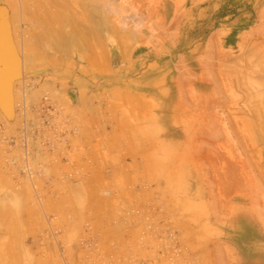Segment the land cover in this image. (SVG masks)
Instances as JSON below:
<instances>
[{"label":"rangeland","instance_id":"1","mask_svg":"<svg viewBox=\"0 0 264 264\" xmlns=\"http://www.w3.org/2000/svg\"><path fill=\"white\" fill-rule=\"evenodd\" d=\"M92 3L98 6L95 15L92 12V18L96 21L95 23L92 19L95 23L93 26L98 25L97 22L100 21L98 27L103 29L101 26L104 25L101 24L100 18L102 15H106L113 26L118 27L121 32L115 34L106 31L103 37L97 38L100 36L101 32H99V36L95 34L97 37L91 40L94 42L92 46L90 39L94 36L91 37V34L89 35L91 38L88 36L89 40L86 39L88 42L90 41V44H86V42L84 46L83 43H78L82 42L83 38H87L84 35L88 34H82V40L77 37L80 40L77 43L84 47L80 48L81 45H72L73 42H70L72 44L67 47L71 50L66 51L68 55L66 56L64 52L61 53L65 57L60 55V50H57L60 45H57L58 47L55 45L57 48H52L51 44H56L55 42L49 41L50 47L46 41L42 40H46L43 34L40 35L45 27L35 26V24L38 25V22L35 21L37 18H33L34 16L30 15L29 11L33 9L45 11V7L40 5L39 1L15 0V9L10 6L8 0H0V41L5 43L11 51L9 56L0 57V65L4 66L5 62L10 63L12 60H17V66L14 64L15 68L12 66L9 71L7 70L10 79L4 81L5 84L0 82V179L2 181V178L3 180L6 178L7 180L3 185V182L0 183V208L4 207L3 200H8L7 197H10L11 194L9 192L13 190H17V192H12V194L17 195H14L13 199H9L10 201L8 200L11 204V207L6 205L10 208L9 210L7 207L8 212L13 211L11 208L16 204L18 205L16 207L20 208L18 210L15 207L17 211L14 208V212L17 213L15 216L11 212L16 218L8 219L10 213H8L9 216L5 215V212L4 215H1L3 220L0 218V223H4L8 219V224H0V227L3 225V228H0L1 234L8 233L11 222L15 228H18L16 233L14 226H11V229H15L14 231L10 230L12 233L0 234V264H10L11 261L16 264V259L19 260V264H36L39 261L42 264H56V261L58 264L73 262L75 264H115L118 261H120L119 264H131L128 263L129 257L132 264H264V62L262 63L264 60V0H92ZM101 5L104 7H99ZM99 8H103V10ZM81 10L82 8L77 5L72 10L76 11L77 19L82 18L77 14ZM82 11L84 16L85 12ZM112 11L115 12L112 14ZM79 14L81 15V13ZM83 20L84 29H81L85 30L88 21H85L84 17ZM97 32L98 30L95 33ZM32 38L40 44L39 46L43 47L41 48L44 52L41 51V57H35L24 68L27 72L35 70L38 72L27 77L24 89L27 90L25 95L28 97V108L24 105V109L20 111L19 107L17 108L13 104L15 94L17 95L16 84L24 71L21 67L20 46L17 43L19 40L23 39L24 43L25 39ZM87 45L92 53L90 51H88L89 54L83 52L89 50L88 48L85 50ZM93 54L94 56H92ZM89 55H91L92 63L91 60L89 61ZM119 91L124 93L120 94ZM112 92H118L115 94L121 96L114 97ZM126 92L128 95L129 93L133 94L132 97L134 99L136 97L139 102H136V99L135 101L130 99L128 102L121 100L120 98H123L122 95L124 96ZM59 93H62L65 99ZM81 95L86 97V101L91 107L96 108H94V112L89 108H87L88 110L83 109V112L81 110L82 125L86 123L88 116L89 120L91 119L88 120L90 124L87 122L89 127L85 125L89 129V133L92 132L89 134L91 138L84 137L78 131V126L82 125L78 123L76 125L75 118L71 115L75 114L74 116L77 117L78 111H74V113L68 109L83 107L79 99ZM57 96H61L63 100L60 97L59 101H56ZM60 103H64L65 107L67 105L68 114L65 111L67 109H64ZM27 111L30 118L27 119L31 123L27 126L31 136L28 143L31 142L30 140L33 141L29 144L27 156H24L26 150L24 151L21 145L26 142L22 141L23 135L19 133L20 128L24 127L21 126L23 120L20 121V114L21 112L28 114ZM90 111L92 114L89 113ZM88 113L92 115L93 119ZM85 114L86 117L83 116ZM57 120L60 123L64 120L65 123H61L63 131L58 128L60 123ZM66 120L71 122V125H68L69 122ZM72 122H74V126ZM140 126L144 128L141 129ZM118 130H121L119 135L114 133ZM71 131L72 133H70ZM73 131L76 132L73 133ZM137 131H141L142 134ZM130 132H133L134 136L136 133L137 137H135L138 138L135 139L136 141L132 142L133 138L130 137L132 135ZM59 134L64 138V141ZM116 134L119 138L117 137L118 141L115 142L116 139L112 138ZM57 135L59 136L56 138ZM83 137L90 140L83 139L85 140L83 141L81 139ZM76 138H80L78 142H83L81 143L83 145L71 140H76ZM131 142L133 145L137 144L136 148L145 145L147 147H143L144 149L147 148L148 151H151L157 148L156 151L160 153L156 152L157 155L152 159L148 152L147 155L150 158L147 157L145 160L151 159L152 162L150 161V165L143 168L141 164H143L144 157L139 154L143 148H138L133 154V149L136 148ZM36 145L37 147L40 145V149L39 147L36 149ZM53 146L58 150L53 149ZM83 146L84 148H82ZM72 147L78 151V154L80 148L84 149L81 150L83 154L80 151L82 155L76 154L75 157ZM169 147L172 148L170 152L173 156L171 158L167 156ZM38 150H41L39 162L37 160ZM54 150L57 151V155L54 154ZM128 150L132 154L126 156L125 153L129 154ZM29 151L33 160L38 162L36 165L34 164V171H37L36 182L43 181L45 178L43 181L45 186L39 183L40 186L37 184L34 187L36 183L26 184L21 180L26 173L20 164L26 161ZM46 153H48L47 156H45ZM87 153H91V155L89 154L90 158ZM121 154L124 157H121ZM141 155L142 157H140ZM52 158L56 164L51 161ZM3 161L6 162V165L3 164ZM59 161L62 162L61 165H59ZM67 165L73 166L68 168ZM84 165L88 166L87 170ZM64 166H67L69 171H66L68 169L66 167L64 169ZM80 166L81 168L78 169ZM47 167L50 170H47ZM171 168L173 174L168 175L167 172ZM78 171L82 178L86 176L84 180L79 178ZM117 171L123 173H121L123 176L121 174L119 176L122 177L121 179L114 175ZM49 173L51 174L49 175ZM53 173L56 174H54L56 177ZM83 174L86 175L83 176ZM95 174L97 175L95 176ZM77 175L79 185L78 180L75 179ZM89 175L91 176L88 177ZM113 175L117 176L116 178L120 181L116 182ZM47 176L48 178H46ZM93 176L99 178L96 179L97 183L101 179V184L106 186L95 187L97 183ZM165 176L168 177L165 178ZM49 178H54V180ZM55 178L57 182L61 180L60 184L67 183L68 185L59 186V182L55 185H53L54 183L47 184L50 181L56 183ZM91 178L94 180H92L93 182L90 181ZM9 181L10 185H8ZM114 181L117 184H114ZM46 185L47 190H45ZM48 185H50V191H48ZM84 185L90 189L86 196L94 198L92 200L89 198L91 201H86L88 205L92 206L91 208L84 207L87 211L80 206L83 219L80 209H77L78 213L75 211L77 214L73 211L79 206H72L71 200L64 199V201L65 196L63 195L66 192L70 194L72 189L71 194H75L79 187L85 188ZM90 185L98 191L100 190V195H97L94 187L92 190ZM34 188L39 191L35 192ZM55 188L57 190L53 192ZM98 188L105 189L102 191ZM26 189H29V193L27 190L24 194ZM97 190L96 192H98ZM19 191H23L21 195ZM92 191L95 196L91 193ZM30 192L35 195H30ZM26 195L30 199H32L31 196H34V203L31 200L29 202ZM55 196L63 198H59V200ZM101 197L111 200V202L103 204L100 201ZM128 199H131L132 202L134 199L137 201L134 200L135 203L133 202L131 207H128L130 210L126 211L123 201L126 202ZM25 202H27L28 208L34 204L32 213H36V216L41 214L40 220H44L37 221L39 217L32 214L30 221L21 222L27 217V215L25 217L21 215L25 214ZM41 202L47 209L42 207ZM93 202L101 208L95 205L96 209L98 208L96 214L88 216L89 213H92ZM63 203L68 205L64 206ZM53 204L56 206L58 204L57 207H61L60 210L65 215L73 212L68 216L70 220L68 219V221L67 216L64 215L66 218L64 217V221L60 223L63 212L59 210L61 215L55 213L59 211L57 208L53 209L56 207H53ZM49 205L53 207L52 211L51 208L49 209ZM35 206L41 207V209L45 208L46 213L36 209ZM67 206L71 207L67 208ZM47 210L54 214L47 213ZM93 210L95 212V208ZM20 211L21 213H19ZM103 211L105 212L103 213ZM106 211H110L114 215L113 221L107 220ZM130 211L131 217L126 219V213L128 214ZM44 214L47 215L43 216ZM56 214L60 215H58L59 221ZM50 216L54 218L52 217V219ZM71 216L75 220L72 221ZM19 217H23L20 219L21 223L18 222ZM13 219L17 220L13 221ZM65 219L68 222L72 221L70 224L75 223L74 225L79 227L69 223L70 226H67ZM10 220L12 221L9 222ZM26 221L30 224L25 223ZM101 221L104 224H100ZM107 221L108 224L110 222L111 227L109 228L108 224H105ZM140 222L144 225L146 223V227L149 228L147 230L151 232L147 231V235H145L146 232H140L141 230H138ZM24 223L27 228L20 227ZM31 223L34 226H31ZM112 223L118 224L114 225L116 228L120 227L118 233L114 231V235L117 233V237H111L113 232L108 231L113 228ZM42 224L48 225V228ZM55 226L59 227L55 228ZM35 227H37L36 230ZM101 227L106 230L103 233L109 232L111 235L101 234L100 230H103L99 229ZM136 228L141 235L137 233L138 237L135 238L137 234H134L130 238L137 239L134 246L139 244L137 241L141 238L140 247L131 245L130 242L134 243L135 239L128 238V235L132 231L135 232ZM65 229H70L66 231L67 233L68 231L78 232L77 234L75 232L74 236L69 232L72 236L66 234V238L68 236L69 239L74 238L66 240V238H62L65 236ZM125 230L128 232L126 233ZM103 235H105L104 238L110 235L112 240L109 241V238H106L107 241L103 240ZM124 236H128L127 238L131 241ZM17 237H20L21 240L17 241ZM118 237L126 240H120ZM147 237H150V240ZM9 238L12 245H10ZM96 239L103 245H101L102 243L98 245L99 242H96ZM146 239L148 240L146 243L150 247L143 243L145 242L143 240ZM115 240L118 244L121 241L123 245L126 242L124 247L119 245L120 253ZM75 241L78 243L77 245ZM150 241L156 242L155 244L153 242L152 245L149 244ZM3 242L10 243L7 245ZM110 242H113V245ZM158 242L159 244H157ZM55 245L58 247L56 248ZM64 245L68 248H65ZM68 245H72V249ZM115 245H117L116 248ZM153 246L157 248H153ZM76 248L83 250L80 252L82 256H79V250ZM114 248L118 253L115 250L113 253L111 252V249ZM134 248L151 250V254H155L156 257L153 255L149 259L148 255L151 254H148L150 252L147 253L144 249L147 253L145 255L142 250L145 259L144 256H140V250L131 251V249L135 250ZM8 249H15L12 250L13 252L10 251L11 253L16 252L13 254L15 259L10 255ZM68 252L71 253L70 256ZM109 252L113 255L114 253L120 255L119 257L114 255L115 258L117 257L116 260ZM121 254H127V256L123 257ZM95 255L101 257L97 258ZM110 257L111 259L108 260ZM94 258L99 260L102 258V261ZM35 259H39V261L36 262ZM42 259L44 263L41 262ZM122 259L127 261H122Z\"/></svg>","mask_w":264,"mask_h":264},{"label":"bare ground","instance_id":"2","mask_svg":"<svg viewBox=\"0 0 264 264\" xmlns=\"http://www.w3.org/2000/svg\"><path fill=\"white\" fill-rule=\"evenodd\" d=\"M8 1H9L10 6L16 9V4H14V3H15V0H8ZM21 1L23 2V1H25V0H21ZM27 1H28V0H27ZM37 1L40 2V5H42L43 7H45V11H41L40 9H33L32 11H29V12H30V15L34 16L33 18L36 17V18L38 19V20L35 19V21L38 22V25H36L35 23H33V24H35V26H42L43 28L45 27L46 30L43 29V31L40 32V35L42 36V34H43V35H44V38H46V40H45V39H42V40L46 41V43H47L49 46H50V44H51L49 41L55 42L56 44H51V46L53 45L52 48H55L57 45H58V46L60 45L61 48H60V46H59V48H57L58 46L56 47L58 51L60 50V51H59L60 55H62L61 53H63V52H64V54H66V56L68 55V54H67L68 52H66V51H70V50H71V49L69 50V48H68V47H70L69 44H72V43H70V42H73L72 45H76V44H77V45H81V44H78V43H83V45H84V43L87 42L86 44H88L91 40H94V38L97 37V35L99 36V34H98L99 32H101V33H100V36L97 37V38L103 37V36L105 35L106 31H107V33H108V32H113V33H115V34L121 32V31L118 29V27L115 28V26H113V24L110 22V20H108V18H107L106 15H102L101 18L99 17V18L102 20V21H101V22H102L101 24L104 25V26H101V27H103V29L98 27L100 21L97 22L98 25L93 26V25L96 23V21L92 18V12H94V15H95V11H97V9H98L97 7H98V6H97L96 4H94V3H92V0H37ZM105 4H106V3H105ZM75 5H77V6H79L80 8H82V10H84V12H85V15H84V16L82 15V14H83V13H82V12H83L82 10H81L82 12H81V11L79 12V13H81V15H80L79 13H77L79 16H82L81 19L78 18L79 21H78V19L75 17V15H76V11H75V12L72 11V10H74V6H75ZM102 5H103V4H102ZM102 5L99 6V7H104V6H102ZM23 6H24V5H23ZM99 9H101V8H99ZM26 10H28L27 7H26ZM48 10H49V11H48ZM101 10H103V8H102ZM101 10H100V11H101ZM100 11H99V12H100ZM48 12H49V13H48ZM50 12H51V14H50ZM102 12H103V11H102ZM113 12H115V11H112V14H113ZM74 13H75V14H74ZM100 13H101V12H100ZM33 14H34V15H33ZM98 15H99V14H98ZM79 16H77V17H79ZM83 17L85 18V21H86V20L88 21V22H86V23H87V24H86V29H87L88 31H87L86 29H85V30H82V29H84V26H82V21H84V20H83ZM96 17H97V16H96ZM121 17H122V15H121ZM31 18H32V17H31ZM92 19H93V21H94L95 23L92 21ZM33 22H34V21H33ZM96 27H97L98 29H97ZM104 27H105V28H104ZM81 28H82V29H81ZM95 28H96V30H98L97 33H95V32H96ZM92 33H93V34H92ZM102 33H103V34H102ZM82 34H88V35H84V37H87V38H83V40H82V39H81V38H82ZM90 34H91V37H92V36H94V37L91 38V37L89 36ZM95 34H97V35H95ZM101 35H102V36H101ZM263 35H264V34H263ZM263 35H262V36H263ZM88 36L91 38L89 42L86 40V39L89 40V37H88ZM77 37H78L79 39H81L82 42H78V41H80V40H79ZM122 37H123V36H122ZM122 37H121V38H122ZM32 39H33V40H32ZM32 39H30V40L25 39L24 43H23V39H22V40H19L18 43H17V44L20 46V51H21V55H22V56L20 55V56H21V67L23 68L24 71H22V74H21L19 80L17 81V84H16V90H17V95H18V97H17V95L15 94V100H14L13 104H14L17 108L19 107V110H20V111H22V109H24V105L28 108V106H27V104H28V97H26V95H25V93H26L27 90L24 89L25 82H26V80L28 79L27 77H30L31 75H33L34 72H38V70L31 71V72H27L26 69H24V68H26L28 62H32V61L35 59V57H38V58L41 57V54H42L41 51L44 52V50L42 49L43 47H42V46H39L40 44H39L34 38H32ZM76 39H78V40L76 41ZM27 41H28V42H27ZM83 41H85V42H83ZM16 42H17V41H16ZM77 42H78V43H77ZM74 43H75V44H74ZM90 43H91V46L94 44V42H92V41H91ZM90 43H89V44H90ZM253 43H254V42H253ZM44 44H45V42H44ZM86 44H85V45H86ZM55 45H56V46H55ZM72 45H71V47H72ZM83 45H81V47H80V46H78V47L82 48V47L85 46V45H84V46H83ZM254 45H255V43H254ZM259 45H260V44H259ZM51 46H50V47H51ZM62 46H63V47H62ZM67 46H68V47H67ZM41 47H42V48H41ZM63 48H64V49H63ZM72 48H73V47H72ZM85 48H86L85 50H87L88 45H87ZM61 49H62V50H65V49H66V50H65V51H62ZM67 49H68V50H67ZM88 49H89V50H87L86 52H85V51H83V52H84V53H88V51H90V48H88ZM83 50H84V49H83ZM61 51H62V52H61ZM65 52H66V53H65ZM10 53H11V51H10L9 48L6 47V44L3 43L2 41H0V57H1V58H3V57L5 58L6 56H9ZM90 53H92V52L90 51ZM64 54H63V55H64ZM88 54H89V53H88ZM88 54H87V55H88ZM63 55H62V56H63ZM64 56H65V55H64ZM66 56H65V57H66ZM90 56H91V55H89V57H90ZM92 56H94V54H93ZM60 58H61V56H60ZM62 58H63V57H62ZM93 58H94V57H93ZM90 60H91V63H92V59H91V57H90L89 61H90ZM13 61H14V60H12L10 63H9V62H8V63L5 62L6 64H4V66H3V65H0V82H2L3 84H5L4 81L10 79V75H9V73L7 72V70L9 71L10 67H12V66H13L14 68H15V66H17V60H15L14 62H13ZM263 62H264V60L262 61V63H263ZM7 64H8V65L10 64V65H9V66H6ZM14 64H15V66H14ZM7 68H8V69H7ZM39 72H41V71H39ZM11 74H12V73H11ZM11 78H12V76H11ZM13 78H14V77H13ZM60 83H61V82H60ZM52 84H54V83H52ZM55 84H56V83H55ZM20 92H21L22 95L20 94ZM112 93H114V94H112V95L115 97V96H117V94H115V93H118V92H112ZM119 93L121 94V93H124V92H120V91H119ZM126 93H127V95H126ZM126 93H125L124 96L122 95L123 98H120L121 100H123V101L126 100V101L128 102V101H130V99H133L132 101H135L136 97H135V99H134V98L132 97L133 94L130 95V93H129V95H128V92H126ZM60 94H61V96L63 97L62 93H59V95H60ZM61 96H59V97L57 96L58 99H56V101H59V98H60ZM118 96H121V95L118 94ZM118 96H117V97H118ZM129 96L132 97V98H130ZM54 97H55V96H54ZM57 97H56V98H57ZM62 97H61V99H62ZM63 98H64V97H63ZM84 98H85V99H84ZM124 98H125V99H124ZM52 99H53V98H52ZM54 99H55V98H54ZM54 99H53V100H54ZM64 99H65V98H64ZM79 99L81 100L80 102H81V104H82V106H83V107H81L80 109H78V107H77V108H75V107L73 108V107H72L71 110H70V108H68L67 105H66V107H65V106H64V103H62V104L60 103L61 106H64V109H67V108H68L69 111H73V112H74V111H75V112L78 111V115L80 114L79 117H78V115H77V117H75V116H74L75 114H71V115L75 118L74 121H75L76 125H77V123L80 124V125H82L83 117H81V110H82V112H83V109H85V108H86V109L89 108V109H91V111L93 110V112H94V110L96 109L94 106L91 107L90 104L87 103V101H86V97H85V96L83 97V96L81 95ZM128 99H129V100H128ZM62 100H63V99H62ZM89 101H90V99H89ZM132 101H131V102H132ZM124 102H125V101H124ZM124 102H123V103H124ZM136 102H139L138 99H136ZM55 103H56V102H55ZM57 108H59L58 105H57ZM94 108H95V109H94ZM64 109H63V110H64ZM68 109L65 110L66 113L68 112ZM72 109H73V110H72ZM127 109H128V108H127ZM87 110H88V109H87ZM65 111H63V112H65ZM91 111H90L89 113L92 114ZM27 112H28V111H27ZM75 112H74V113H75ZM85 113H86V112H85ZM89 113H88V114H89ZM64 114H65V113H64ZM67 114H68V113H67ZM67 114H66V115H67ZM83 114H84V113H83ZM91 114H89V115H91ZM20 116H21L20 121H21V119L23 120L22 123H21V126L23 125L24 127H23V128H20L19 133H21V135H23V137H22L21 139H23L22 141L25 140L26 144H24V142H23L22 145H21V144H19V145H21V148H23L24 151L26 150L24 156H27V154H28V153H27V149H29V144L33 141V140H30L31 142L28 143V140H29V138L31 137L30 134H29V131H28V129H27V126H28L29 124H31L30 121H29L30 118L28 117V116H29V112H28V114L21 112ZM61 116H62V115H61ZM67 116H68V115H67ZM69 116H70V115H69ZM72 116H70V117L72 118ZM83 116L86 117V114L83 115ZM59 117H60V115H59ZM64 117H65V116H64ZM27 118H29V119H27ZM54 118H55V117H54ZM57 118H58V117H57ZM65 118H66V117H65ZM68 118H69V117H68ZM68 118H67V119H68ZM89 118H90V117L88 116V120H89ZM91 118H92V115H91ZM125 118H126V117H125ZM69 119H70V118H69ZM86 119H87V118H86ZM86 119H84V120L86 121ZM92 119H93V118H92ZM96 119H97V118H96ZM126 119H127V118H126ZM59 120H60V119H59ZM59 120H57V121L59 122ZM64 120H65V119H64ZM64 120H63V121H64ZM70 120H71V119H70ZM88 120L86 121V123L83 122L84 125H82V126H78V131H79V133L82 134V135H84V137H90L89 134L92 133V132L89 133L90 131H89V129H88V127H89L88 125L90 124L89 121H90L91 119H90L89 121H88ZM101 120H102V119H101ZM113 120H115V119H113ZM127 120H128V119H127ZM127 120H125V121L127 122ZM63 121H61V123H65V122H63ZM66 121H67V120H66ZM110 121H111V120H110ZM116 121H117V119H116ZM123 121H124V120H123ZM34 122H35V121H34ZM54 122H55V121H54ZM54 122H53V123H54ZM67 122H69V121H67ZM87 122H89V124H88ZM55 123H57V122H55ZM59 123H60V122H59ZM61 123H60V126H59L58 128H60V129L62 130L61 127H63V126H61ZM70 123H71V122H69L68 125H71ZM72 123H73V126H74V122H72ZM37 124H38V122H37ZM37 124H36V125H37ZM40 124H42V123H40ZM87 124H88V125H87ZM91 124H92V123H91ZM52 125H53V124H52ZM57 125H58V124H57ZM85 125L88 126V127H86ZM115 126L117 127V125H115ZM126 126H127V125H126ZM128 126H129V125H128ZM130 126H132V125H130ZM64 127H65V126H64ZM66 127H69V126H66ZM133 127H134V125H133ZM133 127H132V128H133ZM50 128H51V127H50ZM50 128H48V129H50ZM129 128H130V127H129ZM140 128L143 129L144 127H141V126H140ZM42 129H43V128H42ZM52 129H53V127H52ZM60 129H58V130H60ZM63 129H64V128H63ZM70 129H71V127H70L68 130L70 131ZM134 129H135V128H134ZM138 129H139V127H138ZM141 129H140V130H141ZM50 130H51V129H50ZM73 130H75V129H73ZM86 130H87V131H86ZM20 131H21V132H20ZM53 131H54V129L52 130V133H53ZM55 131H56V129H55ZM62 131H63V130H62ZM62 131H61V132H62ZM78 131H77V132H78ZM119 131L121 132V130H118V132L115 131L114 133H117V134L119 135V134H121V133H119ZM127 131H128V130H127ZM130 131H131V130H130ZM138 131H139V130H138ZM138 131H137V132H138ZM74 132H76V131H73V133H74ZM122 132H123V131H122ZM55 133H59V132H55ZM70 133H72V131H71ZM123 133H124V132H123ZM128 133H129V132H128ZM130 133H132V135L134 136L133 132H130ZM138 133L142 134L141 131L138 132ZM138 133H137V134H138ZM62 134H63V133H62ZM117 134L112 138V139H116L115 142L118 141L117 139L119 138ZM59 135H60V134H59ZM59 135H57L56 138H57ZM82 135H81V136H82ZM122 135H123V134H122ZM129 135H130V134H129ZM132 135H131L130 137L133 138V139H132V142H133V140H135L137 136H136V133H135V136H136V137H135V136L133 137ZM138 135H139V134H138ZM54 136H55V135H54ZM60 136H61V135H60ZM69 136H70V135H69ZM69 136H67V137L69 138ZM120 136H121V135H120ZM140 136H141V135H140ZM140 136H139V137H140ZM61 137H62V136H61ZM71 137H72V136H71ZM77 137H78V136H77ZM79 137H80V136H79ZM84 137L81 138V139H82V140L85 139ZM115 137H116V138H115ZM117 137H118V138H117ZM62 138H63V137H62ZM62 138H61V139H62ZM90 138H91V137H90ZM30 139H31V138H30ZM74 139H75V138H74ZM124 139H125V138H124ZM124 139H122V140L124 141ZM137 139H138V138H137ZM137 139H136V140H137ZM52 140H53V138H52ZM71 140H72L73 142L76 141V142H74V143H78V144H79V143H80V144L83 143V142H78V140L80 141V138H78V139L76 138V140H73V139H71ZM85 140H90V139H85ZM85 140H83V141H85ZM136 140H135V141H136ZM62 141H64V138H63ZM62 141H61V142H62ZM106 141H107V140H106ZM130 141H131V140H130ZM135 141H134V142H135ZM51 142H53V141H51ZM73 142H72V143H73ZM107 142H108V141H107ZM132 142H131V144L133 145ZM59 143H60V142H59ZM109 143H110V142H109ZM126 143H127V141H126ZM50 144H51V143H50ZM55 144H56V143H55ZM105 144H106V143H105ZM81 145H83V144H81ZM136 145H137L136 143H135V145H133L134 148H136V147H135ZM138 145H139V143H138ZM54 146H55V145H54ZM54 146H53V149L55 148ZM38 147H39V149H40V145H38ZM38 147H37V145H36V149H37ZM46 147H47V146H46ZM58 147H60V145H58ZM137 147L139 148V146H137ZM141 147H142V146H141ZM141 147H140L139 149H142L143 147L145 148V147H147V146L143 145V147H142V148H141ZM72 148H73V147H72ZM72 148H71V149H72ZM76 148H77V147H76ZM82 148H84V146H83ZM82 148H80V149L83 151L84 149H82ZM138 148L133 149V152H134L135 150L137 151ZM144 148L140 151V152H143V153H140L139 150H138L139 154H142V155H143V157H144L143 159H144V160H145L147 157H149V156L153 159V157H155V155H157L158 153H160V152H157V151H156L157 148H155V150H151L152 152H151L150 150L148 151L147 148H146V149H144ZM148 148H151V147H148ZM55 149H56V148H55ZM60 149H62V148H60ZM78 149H79V147H78ZM158 149H159V148H158ZM20 150H22V149H20ZM56 150H58V148H57ZM72 150H74V148H73ZM81 150H79V154H80V151H81ZM143 150H144V151H143ZM159 150H160V149H159ZM40 151H41V150H40ZM40 151L38 150V152H37V160H38V162L41 160V154H40ZM54 151H55V150H54ZM74 151H75V150H74ZM74 151L71 153L72 155H73ZM82 151H81V152H82ZM128 151H129V150H128ZM128 151H126V152H128ZM153 151H154L155 154L153 153ZM170 151H172V148L169 147V148L167 149V156H168V158H169V157L171 158V157L173 156V155H171L172 152H170ZM56 152H57V151H55L54 154L57 155ZM76 152H77V153H76ZM91 152H92V150H91ZM148 152H150L151 154L148 153ZM156 152H157V154H156ZM41 153H42V152H41ZM48 153H49V152H48ZM48 153H46L45 156H47ZM84 153H85V151H84ZM135 153H136V152H134L133 154H135ZM147 153L149 154V156L147 155ZM52 154H53V153H52ZM54 154H53V155H54ZM58 154H59V153H58ZM76 154H78V151H75L74 156H75ZM79 154H78V156H79ZM82 154H83V152H82ZM82 154H80V155H82ZM85 154H86V153H85ZM85 154H84V156H85ZM87 154H88V155H89V154L91 155V153H87ZM130 154H132V153H130V151H129V154H126V153H125L126 156H128V155H130ZM153 154H154V155H153ZM53 155H52V156H53ZM88 155H87V156H88ZM90 155H89V158H90ZM112 155H113V154H112ZM114 155H115V154H114ZM114 155H113V156H114ZM121 155H122V154H121ZM121 155H117V156L120 157ZM142 155H141L140 157H142ZM152 155H153V156H152ZM42 156H43V155H42ZM54 156H55V155H54ZM66 156H68V155H66ZM76 156H77V155H76ZM76 156H75V157H76ZM117 156H115V157H117ZM121 157H124V156L122 155ZM150 157H149V158H150ZM42 158H43V157H42ZM49 158H50V157H49ZM49 158H48V160L50 161ZM55 158H56V157H55ZM67 158H68V157H67ZM46 159H47V157H46ZM46 159H45V160H46ZM53 159H54V158L51 159L52 162H54ZM57 159L59 160V158H57ZM57 159H56V160H57ZM86 159H87V158H86ZM123 159H124V158H123ZM42 160H44V159H42ZM144 160H143V162H142L143 164H141V165H143V166H141V167H143V168L145 167V168H146V167H148V166L150 165V161L152 162V160H151V159H150V160L148 159V161H146L147 159H146L145 161H144ZM46 161H47V160H46ZM46 161H44V162H46ZM169 161H170V160H169ZM34 162H35V161L33 160L32 154H31L30 151H29V156L26 158V161H23V163L20 164V167L23 168V169H24V172L26 173V175H23V176H22L23 178H21V180L24 181L26 184H30L31 182H33V184L36 183V184H34V187L37 186V184H38V186H40L39 183H42L41 185H44L43 181H44L45 178L43 179V181L41 180L42 182L40 181V179H39L40 182H38V183L36 182V180H37L36 172H37V171H36V170L34 171V166H35L36 163H38V162H35V163H34ZM59 162H60V163H59ZM59 162H58L59 165H61L62 162H61V161H59ZM126 162H127V161H126ZM126 162H125V163H126ZM144 162H145V163H144ZM54 163L56 164V162H54ZM58 163H57V167H58ZM83 163H84V162H83ZM89 163H91V162H89ZM3 164L6 165V162L3 161ZM34 164H35V165H34ZM48 164H49V163H48ZM114 164L117 165L116 163H114ZM40 165H41V164H40ZM62 165H64V164H62ZM81 165H83V164H81ZM115 165H114V166H115ZM67 166H68V168H71L73 165H72V166H71V165H67ZM67 166H64V169H65V167H66V169H68ZM69 166H71V167H69ZM84 166H85V170H87L86 168H87L88 166H87V165H84ZM89 166H90V165H89ZM91 166H92V165H91ZM59 167H60V166H59ZM138 167H139V166H138ZM49 168H50V167H49ZM60 168H61V167H60ZM60 168H59V170H60ZM77 168H78V167H77ZM80 168H81V166H80L78 169H80ZM104 168H105V167H104ZM62 169H63V168H62ZM105 169H106V168H105ZM47 170H50V169H48V167H47ZM81 170H82V169H81ZM60 171H61V170H60ZM66 171H69V169L66 170ZM73 171H74V169H73ZM82 171H83V170H82ZM121 171H123V170H121ZM21 172H22V171H21ZM169 172H170V173H169ZM72 173H73V172H72ZM117 173H118V171H117L116 174H114V175H117V176L119 177L120 174H121L122 172H121V173H118L119 175H118ZM167 173H168V175H169V174H170V175L173 174V169L171 168V170L168 171ZM21 174H22V173H21ZM37 174H38V173H37ZM50 174H51V173H49V175H50ZM54 174H55V173H53V175H54ZM74 174H75V173H74ZM79 174H80V173H79V171H78V175H79ZM122 174H123V173H122ZM122 174H121V175H122ZM55 175H56V174H55ZM55 175H54V176H55ZM78 175H77V178H75V179L78 180L77 182H78V185H79V178H82V177H81L82 175L80 174V177H79V178H78ZM84 175H86V174H83V176H84ZM91 175H92V174H91ZM91 175H89L88 177H90ZM96 175H97V174H95V176H96ZM114 175H113V176H114ZM162 175H163V174H162ZM179 175H180V174H179ZM19 176H20V175H19ZM40 176H41V175H40ZM113 176H112V177H113ZM117 176H116V177H117ZM122 176H123V175H122ZM49 177H50V176H49ZM55 177H56V176H55ZM57 177H59V176L57 175ZM85 177H86V176H85ZM85 177H84V178H85ZM114 177H115V176H114ZM116 177H115L114 179L116 180V182H119L120 180H118ZM163 177H164V176H163ZM167 177H168V176H165V178H167ZM0 178H1V177H0ZM40 178H41V177H40ZM46 178H48V176H47ZM84 178H82V179L84 180ZM94 178H95V179H94ZM97 178H98V177H97ZM97 178L93 176V179L95 180V182L97 181V180H96ZM110 178H111V177H110ZM121 178H122V177H119V179H121ZM7 179H8V177H7ZM10 179H11V178H10ZM49 179H50V178H49ZM52 179L54 180V178H52ZM52 179H50V180H52ZM61 179H62V178H61ZM93 179L91 178L90 181H92ZM98 179H99V178H98ZM112 179H113V178H112ZM112 179H108V180H112ZM114 179H113V180H114ZM50 180H49V181H50ZM56 180H57V179L55 178V181H56ZM83 180H82V182H83ZM94 180H93V181H94ZM100 180H101V179H100ZM100 180H98V183L96 182L98 186L94 184L95 187H99V186H100V187L102 188V186L105 185V184L102 185L101 182H100ZM113 180H112V181H113ZM6 181H7L6 178H4V180H3V178H2V181H1V179H0V183L3 182L2 185L5 184ZM10 181H11V180H10ZM10 181L8 182L9 184L7 183L8 185H10ZM18 181L20 182V180H18ZM49 181H47V182H49ZM93 181H92V182H93ZM4 182H5V183H4ZM45 182H46V181H45ZM58 182H59V181H58ZM58 182L56 181V183H55V182H53V181H52V182L50 181V182L47 183V184H50V185H51V183H52V184L54 183L53 185H55V184H57ZM60 182H61V180H60ZM60 182H59V186L62 185V183L60 184ZM116 182L114 181V184H115ZM23 184H24V183H23ZM63 184H64V185H62V186L65 187L67 183H63ZM74 184L77 185L76 183H74ZM83 184L87 185L88 183H83ZM90 184H91V183H90ZM107 184H108V183H107ZM116 184H117V183H116ZM50 185H48V186H49L48 191H50ZM67 185H68V184H67ZM80 185L83 186L82 184H80ZM85 185H84V186H85ZM101 185H102V186H101ZM0 186H1V185H0ZM44 186H45V185H44ZM71 186H72V185H71ZM105 186H106V185H105ZM105 186H104V187H105ZM112 186H113V185H112ZM20 187H21V186H20ZM25 187H26V186H25ZM42 187H43V186H42ZM67 187L70 188V186H67ZM67 187H66V188H67ZM78 187H79V186H78ZM86 187H87V186H85V188H84V187H79L78 190L75 191V194H71L73 189L71 190V189L67 188L68 190H71V192H70V194H69V192H68V194H67V192H66L65 195H63V196H65V197L67 196L66 198H65V197L63 198L62 196H61V197L59 196V197L57 198V197H56L57 194H55V195H56L55 197H56V199L63 198V200H64V199L67 200V201H68V200H69V201L71 200L70 202H71V205H72V206H73V205H77V206H79L78 208H76L75 210H73L74 213H76V212L78 213L79 211H80V213H81V212H82V208H84V207H90V208H91V207H92V206L88 205L86 201H88L89 198H91V200H92V198H94V197L92 196V194L95 196V194H94L93 192L95 191V193H97V195H98V194H99V191H100V190L98 191L97 189H95L94 186L90 185L91 189L94 187V188H93L94 191L91 192L92 194H89V195L92 196V197H88V196H86V194H87V191L90 192V189H88V188H86ZM107 187H108V186H107ZM39 188L41 189V187H39ZM51 188H52V186H51ZM101 188H98V189H101ZM22 189H25V188L22 187ZM30 189H31V187H30ZM32 189H33V188H32ZM34 189H35V188H34ZM57 189L59 190L58 187H57ZM57 189L55 188V190H53V192L56 191ZM93 189H92V190H93ZM104 189H105V188H104ZM104 189H103V190L101 189V190L104 191ZM27 190H28V193H29V189H26V190L24 191V194L26 193ZM37 190H38V189H35V192H36ZM41 190H44V189L42 188ZM45 190H47V185H46ZM64 190H66V189H64ZM82 190H83V191H82ZM96 190H97L98 192H96ZM38 191H39V190H38ZM51 191H52V190H51ZM12 192L16 193L17 190H16V191L13 190V191L9 192V193H11V194H10V197H7L9 194H8L7 196H5V197H7V199H8V198H9V199H11V198L13 199L14 195L16 196L17 194H14V193L12 194ZM19 192H20L19 194L21 195V192H23V191H19ZM31 192H32V190H31ZM31 192H30V195H31V194H34V195H35V193H31ZM43 192H44V191H43ZM46 192H47V191H46ZM28 193H27V194H28ZM100 193H102V192H100ZM22 194H23V193H22ZM37 194H38V193H37ZM37 194H36V195H37ZM46 194H48V193H46ZM46 194H45V195H46ZM60 194H61V193H60ZM66 194H67V195H66ZM28 195H29V194H28ZM30 195H29V196H30ZM42 195H43V194H42ZM52 195H54V194L52 193ZM52 195H49V196L52 197ZM69 195H70L71 197H70ZM97 195H96V196H97ZM99 195H100V194H99ZM101 195H102V194H101ZM22 196H23V195H22ZM26 196H27V195H26ZM37 196H38V195H37ZM37 196H36V197H37ZM27 197H28V196H27ZM53 197H54V196H53ZM31 198H32V199H30V198L28 197L29 202L33 201V203H34V200H33V199H34V196H33V197L31 196ZM38 198H40V197H38ZM9 199H8V200H9ZM0 200H1V198H0ZM8 200H6L7 203H5V202H6L5 200H3L4 202H2V204H5V205H4L3 208H0V209H2V210H0V218H2L1 215H4V214H3L4 212H5V215H6V214L8 215V213H10V214H9V215H10V218L7 217L8 219L16 218V217H14V216H15V214H17V213L14 212V208H15L16 206H18V205L16 204V206H14L13 208H11L13 211H9V212H8V209H7L8 206H6V205H7V204H8L9 206L11 205V204H9L10 202H8ZM30 200H31V201H30ZM45 200H46V198H45ZM51 200H52V199H51ZM54 200H55V199H54ZM54 200H53V201H54ZM59 200H60V199H59ZM65 200H64V201H65ZM91 200H89V201H91ZM94 200H95V199H94ZM134 200H135V199H134ZM134 200H133V202H134ZM139 200H140V199H139ZM9 201H10V200H9ZM26 201H27V200H26ZM61 201H62V199H61ZM100 201H102L101 203H103V204H104V203H107V202H111V200H108V199H106V198H103V199H102V197L100 198ZM135 201H137V200H135ZM141 201H142V199H141ZM27 202H28V201H27ZM27 202H25V204H24V207L26 208V209H25V214H21V215H24V217L27 215V217H29V218L26 219L27 217H25V219H23V221H21V222H24L25 220L30 221V216H31L32 214H35V216H36V213H32V212H34V210H33L34 204H33V206H32L31 208H30V206H29V204H28V206H29V208H28V207L26 206V203H27ZM35 202H36V200H35ZM44 202H46V201H44ZM123 202H124L123 204L125 205V208H124V209H126V211H129L130 209H128V207H129L131 204H133L132 200H131V199H130V200L128 199V200H126V202H125V201H123ZM139 202H140V201H139ZM15 203H16V201H15ZM15 203H14V204H15ZM39 203H40V201H39ZM41 203H42V207H43L45 204H44L43 202H41ZM47 203H48V202H47ZM134 203H135V202H134ZM136 203H137V202H136ZM30 204H31V203H30ZM43 204H44V205H43ZM48 204H49V203H48ZM48 204H46V205L48 206ZM68 204H70V203L68 202ZM68 204L63 203L64 206H65V205H68ZM85 204H86V206H85ZM93 204H94V202H93ZM93 204H92V205H93ZM36 205H37V204H36ZM40 205H41V204H40ZM51 205H52V204H51ZM51 205H49V206H50L49 209L51 208V209H50L51 211H52L53 209H56V208H57L58 211H59L60 208H61V207H60V208L57 207V206H59L58 204H57V206L53 204V207L56 206V207H54V208H53ZM95 205L98 206L97 204H94V206H95ZM135 205H136V204H135ZM38 206H39V204H38ZM60 206H61V205H60ZM77 206H75V207H77ZM80 206H81L82 208H81ZM94 206H93V208H92V213H89L88 216H90L91 214H92V215H95V214H96V212H97L96 210H97L98 208L96 209V206H95V207H94ZM116 206H117V205H116ZM10 207H11V206H10ZM24 207L22 206V209H24ZM35 207H36V206H35ZM44 207H45V206H44ZM69 207H71V206H67V208H69ZM98 207L101 208L100 206H98ZM130 207H131V206H130ZM130 207H129V208H130ZM5 208L7 209V213H6V209H5ZM8 208H9V207H8ZM16 208H18V210L20 209L19 207H16ZM16 208H15V209H16ZM37 208H38V207H36V209H37ZM45 208L47 209V207H45ZM45 208L41 209V207H39L38 210L40 209V210H42L44 213H46V211H44ZM52 208H53V209H52ZM62 208H64V207H62ZM90 208H89V209H90ZM94 208H95V212H94V210H93ZM46 209H45V210H46ZM77 209H80V210L78 211ZM84 209L86 210V208H84ZM89 209H88V210H89ZM3 210H4V211H3ZM9 210H10V208H9ZM70 210H71V209H70ZM16 211H17V209H16ZM42 211H41V212H42ZM60 211H61V210H60ZM60 211H59V212H55V213H59V214H60ZM75 211H76V212H75ZM83 211H84V210H83ZM86 211H87V210H86ZM89 211H90V210H89ZM89 211H88V212H89ZM11 212L14 214V216L11 214ZM36 212L39 213L37 210H36ZM48 212H50V211L47 210V213H48ZM61 212H63V211H61ZM88 212H87V213H88ZM104 212H105V211H103V213H104ZM106 212H107V214H106V215H107V216H106V217H107V220L110 221V219H111V221H113V220L115 219V218H114V215H113L110 211H106ZM19 213H21V211H20ZM22 213H23V212H22ZM50 213H52V215L54 214L53 212H50ZM65 213H66V212H65ZM72 213H73V212H72ZM72 213H71V214L66 213V214H68V215H65L64 212H63V215H61V214H62V213H61L60 215L62 216V218H60V223H61V221H64L63 218H64L65 216H67V218L65 217L67 220H68V219L70 220V218H69L68 216H69V215H72ZM77 213H76V214H77ZM85 213H86V212H85ZM129 213H131V211L128 212V214L126 213V219H127V217H131V214L129 215ZM42 214H43V213H42ZM59 214H56V215H57V216H56L57 219H58V217L60 216ZM83 214H84V212H83ZM9 215H8V216H9ZM40 215H41V214H39V216H40ZM46 215H47V214H46ZM46 215L44 214L43 216H46ZM49 215H50V214H49ZM49 215H48V216H49ZM58 215H59V216H58ZM64 215H65V216H64ZM81 215H82V213H81ZM39 216L37 215L36 217H39ZM84 216H85V214H84ZM5 217H6V216H5ZM40 217H41V216H40ZM40 217H39L38 220H37V219H36V220L39 221V220L41 219ZM50 217H51V216H50ZM50 217H49V218H50ZM52 217H53V216H52ZM52 217H51V218H52ZM73 217H76V215H73ZM73 217L71 216V220H72V221H73V219H74ZM81 217H83V215H82ZM22 218H23V217H21V218L19 217L18 222H20V219H22ZM33 218H34V217H33ZM53 218H54V217H53ZM53 218H52V219H53ZM8 219H6V221H4V223H7V220H8ZM46 219L48 220V218H46ZM52 219H51V220H52ZM57 219H56V220H57ZM66 219H65V220H66ZM83 219H84V217H83ZM112 219H113V220H112ZM130 219H132V218H130ZM0 220H1V219H0ZM2 220H3V218H2ZM15 220H17V219H13V221H15ZM33 220H34V219H33ZM42 220H44V219H42ZM42 220H40V221H42ZM67 220H66V221H67ZM69 220H68V221H69ZM74 220H75V219H74ZM81 220H82V218H81ZM103 220H104V219H103ZM103 220H102V221H103ZM143 220H144V219H143ZM11 221H12V220H10L9 222H11ZM37 221H35V222H37ZM45 221H46V220H45ZM58 221H59V219H58ZM68 221L65 223V224H67V226H70V225H74V224H75V223H73V224L71 223V224H70V222H72V221H70V222H68ZM82 221H83V220H82ZM102 221L99 222V223H100V224H101V223L104 224V222H102ZM105 221H106V218H105ZM108 221H107V223L105 222V224H108ZM111 221H110V222H111ZM21 222H20V223H21ZM55 222L58 223L57 221H55ZM55 222H54V223H55ZM110 222H109V224H108V228L111 227V226H110ZM1 223H2V222H1ZM1 223H0V224H1ZM4 223H2V224L4 225ZM25 223H29V224H30V222H27V221H26ZM25 223H24V225L22 224V226H20V227H21V228H22V227L24 228ZM32 223H33V222H32ZM32 223H31V226H34V225H33L34 223H33V224H32ZM63 223H64V222H63ZM63 223H62V224H63ZM68 223H69L70 225H69ZM77 223H78V221H77ZM90 223H91V222H90ZM99 223H97V224H99ZM114 223H115V221H114ZM7 224H8V223H7ZM12 224H13V223L11 222L10 227H11V226H14V224H13V225H12ZM18 224H19V223H18ZM29 224H28V225H29ZM44 224H45V223H44ZM44 224H42V225H44ZM46 224H47V222H46ZM82 224H83V222H82ZM100 224H99V225H100ZM112 224H113V223H112ZM3 225H1V227H2ZM5 225H6V224H5ZM15 225H16V224H15ZM19 225H21V224H19ZM19 225H18V226H19ZM114 225H118V224H113V225H112V227H113V228H112L113 231H112L111 228L108 230V231L111 232V233L113 232V235H111V233H109V232L107 231V232H108L107 234H110L111 237H112V236L117 237L116 235H117V233L119 232V229H120V227L117 226V227L119 228V229H118V228H116ZM142 225H144V223H141V222H140V225L138 226L139 228H138V227H137V228H138V230H141L140 232H142V231H143V233L146 232L145 235H147V233H148L147 231H149V230H147V229H149V228L146 227V226H147L146 223H145L144 226H142ZM26 226H27V225H26ZM26 226H25V227H26ZM29 226H30V225H29ZM44 226H46V227L48 228V225H44ZM50 226H51V225H50ZM74 226H75V225H74ZM77 226H78V225H76L75 227H77ZM1 227H0V228H1ZM10 227H9V231H8V233H10V232L12 233V231H14L15 229H16V230H15V233H16L18 227L15 228V226H14L13 228H15V229H11ZM56 227H59V226H55V228H56ZM78 227H79V226H78ZM78 227H77V228H78ZM98 227H100V226H98ZM134 227H135V226H134ZM2 228H3V227H2ZM26 228H27V227H26ZM40 228H41V230H42V227H40ZM49 228H50V227H49ZM72 228H74V227L72 226ZM77 228H75V229H77ZM103 228H104V227H103ZM103 228L101 227V228H99V229H103ZM137 228H136V230H135L136 233H135L134 231H132V233H131L130 235H128L129 237H128V236H127V237L130 238L131 235H134V234L136 235V234L139 232V231L137 230ZM6 229H7V228H5V231H7ZM33 229H34V228H33ZM36 229H37V227H35V230H36ZM43 229H46V228H43ZM52 229H53V228H52ZM75 229H74V230H75ZM79 229L82 230L81 228H79ZM127 229H128V228H127ZM10 230H12V231H10ZM20 230H21V229H20ZM20 230H19V231H20ZM25 230H26V229H25ZM28 230H29V229H28ZM49 230H50V229H49ZM67 230H70V229H67ZM67 230L65 229V232H66ZM71 230H72V229H71ZM77 230H78V229H77ZM22 231H23V229H22ZM52 231H53V230H52ZM101 231H102L101 234H105V233H106V232L103 233L104 231H106L105 229L100 230V232H101ZM114 231H115V232L118 231V232L115 233V235H114ZM121 231H122V229H121ZM121 231H120V232H121ZM137 231H138V232H137ZM20 232H21V231H20ZM24 232H26V231H24ZM30 232H31V230H30ZM43 232H44V231H43ZM43 232H42V236H43ZM46 232H47V231H46ZM49 232L51 233V231H49ZM63 232H64V231H63ZM69 232H71V233L73 234V236H74V235H75L74 233L76 232V234H77L78 231H74V232H73V231H68V233H67V232L65 233V236L62 235V236H63L62 238H66V234H68L69 236H72V235H70L71 233H69ZM90 232H92V230H90ZM125 232L127 233L128 230H125ZM140 232H139V233H140ZM149 232H151V231H149ZM152 232H153V230H152ZM6 233H7V232H5V233L3 232L2 234H6ZM8 233H7V234H8ZM27 233L29 234V232H27ZM52 233H53V232H52ZM139 233H138V234H139ZM143 233H142V234H143ZM0 234H1V233H0ZM2 234H1V235H2ZM13 234H14V233H13ZM46 234H47V233H46ZM46 234H45V235H46ZM101 234H100V235H101ZM107 234H105V235H107ZM120 234H122V232H121ZM128 234H129V233H128ZM138 234H137V236H135V238L138 237ZM22 235H24V233H22ZM52 235H53V234H52ZM91 235H93V234H91ZM105 235H103V238H102V239H103V240H106V238H107V239L109 238V241H110V239H111V238H110V235H108L109 237L106 236V237L104 238ZM139 235H141V234H139ZM69 236H68V237H69ZM88 236H89V234H88ZM96 236H97V235H96ZM96 236H95V237H96ZM118 236H120V235H118ZM121 236H122V235H121ZM149 236H151V235L149 234ZM7 237H8V236H7ZM20 237L23 238V236H20ZM20 237H17V241H20V240H21ZM47 237H48V236H47ZM68 237H67V238H68ZM97 237H98V236H97ZM99 237H100V236H99ZM101 237H102V235H101ZM101 237L99 238V240L101 239ZM122 237H123V236H122ZM127 237L124 236V238L128 239ZM141 237H142V236H141ZM5 238H6V237H5ZM18 238H19V239H18ZM43 238H44V237H43ZM67 238H66V240H72V238H74V237H72V238H70V239H69V238L67 239ZM76 238H77V237H76ZM87 238H88V237H87ZM92 238H93V237H92ZM118 238H119L120 240H123V239H124V238L121 239L120 237H118ZM118 238H116V240H117ZM131 238H132V239H135L134 237H131ZM131 238H130V239H131ZM147 238L150 240V237H147ZM152 238H153V237H152ZM35 239H36V238H35ZM44 239H46V238H44ZM44 239H43V240H44ZM83 239H84V238H83ZM83 239H82V240H83ZM126 239H124V240H126ZM140 239H141V238H140ZM140 239L137 241V243L139 242V244H140ZM143 239H145V238L143 237ZM8 240H10V238H9ZM8 240H7V241H8ZM12 240H13V239H12ZM82 240H81V241H82ZM85 240H86V239H85ZM93 240H94V239H93ZM96 240H97V239H96ZM111 240H112V239H111ZM116 240H115V241H116ZM128 240H129V239H128ZM128 240H127V241H128ZM136 240H137V239L134 240V243H133V241H131V240H129V241H131V242H130L131 245L133 244V246H134ZM141 240H142V239H141ZM152 240H153V239H152ZM5 241H6V240H5ZM13 241H14V240H13ZM15 241H16V240H15ZM15 241H14V242H15ZM63 241H64V239H63ZM76 241H77V239H76ZM76 241H75V242H76ZM101 241H102V240H101ZM106 241H107V240H106ZM106 241H105V242H106ZM117 241H118V240H117ZM117 241H116L115 243L118 245V248H117L118 250H119V248H120V247H119L120 244H121V247H124V245L126 246V244H125L126 242H125V241H124V242H125L124 245H123V243H121V241H119L120 244H118ZM143 241H145V242H143V243H146V241H147V243H148V240H147V239H146V240H143ZM0 242H1V241H0ZM10 242H11L10 245H12L13 243H12L11 240H10ZM10 242H3V243H5V244L7 243V245H8ZM35 242H36V241H35ZM68 242H69V241H68ZM71 242H72V241H71ZM96 242H99V241L97 240ZM113 242H114V241H113ZM113 242H110V243L112 244ZM150 242H151V241H150ZM150 242H149V244H152V245H153V242H154V241H152L151 243H150ZM155 242H156V241H155ZM155 242H154V244H155ZM15 243H17V242H15ZM64 243H66V242H64ZM80 243H81V242H80ZM101 243H102V242H101ZM101 243L99 242V243H97V244L100 245ZM106 243H107V242H106ZM147 243H146V245L148 246ZM72 244H73V243H72ZM77 244H78V243L76 242V245H77ZM139 244H136V245H138L137 247H140ZM157 244H159V242H158ZM46 245H47V244H46ZM76 245H75V243H74V246H75V247H76ZM95 245H96V244H95ZM101 245H103V243H102ZM112 245H113V244H112ZM112 245H111V246H112ZM117 245H115L114 247L116 248ZM136 245H135L134 247H136ZM141 245H142V244H141ZM68 246H70V248L72 249V247H71L72 245H68ZM78 246H79V245H78ZM78 246H77V248H78ZM111 246H110V247H111ZM127 246H128V245H127ZM156 246H157V245H156ZM156 246H153V248H154V247L157 248ZM159 246H160V245H159ZM55 247H56V245H55ZM57 247H58V246H57ZM57 247H56V248H57ZM64 247H65V248H68V247H66L65 245H64ZM95 247H96V246H95ZM98 247H99V246H98ZM143 247H145V246H143ZM148 247H150V245H149ZM70 248H69V249H70ZM77 248H76V249H77ZM112 248H113V247H112ZM115 248H114V249H111V252H112V253L114 252ZM125 248H127V247H125ZM130 248H131V247H130ZM132 248H133V247H132ZM58 249H59V248H58ZM58 249H57V251H58ZM73 249H75V248L73 247ZM134 249H135V248H134ZM137 249H138V248H136L135 250L131 249V251H136ZM144 249H146V248H143L142 250H143V252L145 253V255H147V253L150 252V251H151L150 249H152V248L149 249L150 251H147V249H146L147 253H146V251H145ZM8 250H9V249H8ZM12 250H15V249H12ZM12 250H9V253H11L10 251H12ZM77 250H79V254H80L79 256H82V253H80V252H82L83 250L81 251V248H80V249H77ZM139 250H140V251H139ZM142 250H141L140 248L137 250V251L141 252V253H139L140 256H141V255L144 256V253L142 252ZM152 250H154V249H152ZM69 251H72V250H69ZM12 252H13V251H12ZM64 252H65V250H64ZM85 252H86V251H85ZM111 252H109V253H111ZM115 252H116V250H115ZM9 253H7V254H9ZM68 253H69V252H68ZM68 253H67V254H68ZM112 253H111V254H112ZM116 253H118V252H116ZM119 253H120V250H119ZM133 253H134V252H133ZM136 253H138V252H136ZM151 253H152V252H150V253H148V254H151ZM13 254H16V252L10 254V255L14 256L13 258L15 259L16 257H15V255H13ZM65 254H66V253H65ZM70 254H71V253H69L68 255L70 256ZM131 254H132V253H131ZM131 254H130V255H131ZM83 255H84V254H83ZM97 255H98V254H97ZM114 255H116V254L114 253ZM114 255L112 254V256H114ZM117 255H118V254H117ZM117 255H116V256H117ZM119 255H120V254H119ZM119 255H118L117 257H119ZM121 255H122V254H121ZM132 255H133V254H132ZM153 255H154V257H156L155 254H153ZM153 255H152V254H151V255H148V256H150V257H148V258L150 259L151 256H153ZM56 256H57V254H56ZM69 256H68V257H69ZM79 256H78V257H79ZM95 256H96V255H95ZM122 256H123V257H124V256L126 257L127 254H126V255H122ZM134 256H135V255H134ZM134 256H133V257H134ZM140 256H138V257H140ZM57 257H58V256H57ZM71 257H72V256H71ZM71 257H70V258H71ZM96 257H97V258H100L101 256H99V257L96 256ZM107 257H108V255H107ZM117 257H116V258H117ZM138 257H136V258L138 259ZM13 258H12V260H14ZM17 258H18V257H17ZM66 258H67V257H66ZM102 258H103V257H102ZM102 258H101V259H102ZM113 258H115V256H114ZM116 258H115V259H116ZM140 258H141V257H140ZM143 258L146 259L145 256H144ZM152 258H153V257H152ZM58 259H60V258H58ZM78 259H79V258H78ZM94 259H95V260H99V259H96V258H94ZM101 259H100V260H101ZM110 259H111V257H110L108 260H110ZM129 259H130V257H129ZM129 259H128V261H129L128 263H131V264H132V262H131ZM145 259H143V260H145ZM69 260H70V259H69ZM100 260H99V261H100ZM112 260H113V259H112ZM116 260H117V259H116ZM132 260H133V259H132ZM138 260H139V259H138ZM138 260H137V261H138ZM147 260H148V259H147ZM18 261H19V260H17V259L15 260V262H17L16 264H19ZM35 261L38 262L39 259H35ZM66 261H68V260H66ZM72 261H74V260H72ZM101 261H102V260H101ZM103 261H104V260H103ZM122 261H125V262H126L127 260H123V259H122ZM139 261H141V260H139ZM139 261H138V262H139ZM41 262H43V259L41 260ZM58 262H60V261L58 260ZM68 262H70V261H68ZM110 262H111V261H110ZM114 262H115V261H114ZM125 262H124V263H125ZM133 262H134V261H133ZM148 262H149V260H148ZM154 262H156V261H154ZM9 263H10V262H9ZM11 263H13V262L11 261ZM11 263H10V264H11ZM21 263H22V262H21ZM31 263H32V262H31ZM43 263H44V262H43ZM61 263H62V262H61ZM66 263H67V262H66ZM70 263H71V262H70ZM112 263H113V262H112ZM117 263L119 264L120 261H118ZM117 263L115 262V264H117ZM134 263H135V262H134ZM144 263H146V262H144ZM149 263H150V262H149ZM13 264H15V263H13ZM36 264H42V263H40V261H39V262L36 263ZM56 264H58L57 261H56ZM59 264H60V263H59ZM71 264H75V263L73 262V263H71ZM78 264H79V263H78ZM138 264H139V263H138Z\"/></svg>","mask_w":264,"mask_h":264}]
</instances>
